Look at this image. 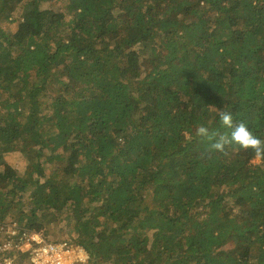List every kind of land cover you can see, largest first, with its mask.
<instances>
[{"label":"trees","instance_id":"1","mask_svg":"<svg viewBox=\"0 0 264 264\" xmlns=\"http://www.w3.org/2000/svg\"><path fill=\"white\" fill-rule=\"evenodd\" d=\"M264 0H0V226L88 264H264ZM0 264H27L0 230Z\"/></svg>","mask_w":264,"mask_h":264},{"label":"built area","instance_id":"2","mask_svg":"<svg viewBox=\"0 0 264 264\" xmlns=\"http://www.w3.org/2000/svg\"><path fill=\"white\" fill-rule=\"evenodd\" d=\"M8 236H21L26 239L30 247L29 260L27 264H88V252L77 245L67 242L52 243L38 232H28L19 226L15 221L0 226ZM8 242L1 243L0 249H8ZM2 264H13L8 258H5Z\"/></svg>","mask_w":264,"mask_h":264},{"label":"clouds","instance_id":"3","mask_svg":"<svg viewBox=\"0 0 264 264\" xmlns=\"http://www.w3.org/2000/svg\"><path fill=\"white\" fill-rule=\"evenodd\" d=\"M218 116L222 126L230 130L228 133L210 132L203 125L196 129L198 136L212 141L210 151L223 153L226 146L235 144L245 150L251 149L258 162L264 160V140L258 138L244 121L235 122L230 111L220 110Z\"/></svg>","mask_w":264,"mask_h":264},{"label":"rangeland","instance_id":"4","mask_svg":"<svg viewBox=\"0 0 264 264\" xmlns=\"http://www.w3.org/2000/svg\"><path fill=\"white\" fill-rule=\"evenodd\" d=\"M257 161V160H256Z\"/></svg>","mask_w":264,"mask_h":264}]
</instances>
